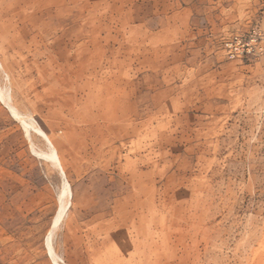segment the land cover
Returning a JSON list of instances; mask_svg holds the SVG:
<instances>
[{
  "label": "rangeland",
  "instance_id": "rangeland-1",
  "mask_svg": "<svg viewBox=\"0 0 264 264\" xmlns=\"http://www.w3.org/2000/svg\"><path fill=\"white\" fill-rule=\"evenodd\" d=\"M4 26V28H3ZM264 0H0V264H264ZM264 46V43H263ZM1 78V76H0Z\"/></svg>",
  "mask_w": 264,
  "mask_h": 264
},
{
  "label": "bare ground",
  "instance_id": "bare-ground-1",
  "mask_svg": "<svg viewBox=\"0 0 264 264\" xmlns=\"http://www.w3.org/2000/svg\"><path fill=\"white\" fill-rule=\"evenodd\" d=\"M0 76H1L0 78V100L7 106V108L11 111V113L16 118L21 119L28 123L30 122V124L33 125L32 129L25 130L26 137L29 140L31 147L34 148L38 153L41 152L42 155L47 156L55 167L60 168L59 162L55 154L51 150H47L45 147L39 148L37 146V143L34 141L35 126L32 121V118H30L25 112L21 111L14 105L12 97L10 95V90H11V86L9 85L10 78H9L8 73L3 69L1 63H0ZM68 198H69L68 193H66L64 190L61 189L59 192V211L54 219L52 230L49 232L47 236V246H48L50 254L52 255V260L54 264H60V263H59V259L52 254V249H51L52 237L54 235L55 230L58 228L60 222L63 220L66 207L68 205Z\"/></svg>",
  "mask_w": 264,
  "mask_h": 264
},
{
  "label": "built area",
  "instance_id": "built-area-1",
  "mask_svg": "<svg viewBox=\"0 0 264 264\" xmlns=\"http://www.w3.org/2000/svg\"><path fill=\"white\" fill-rule=\"evenodd\" d=\"M264 35L254 26L245 35L235 34L223 41L225 55L229 59L257 58L264 54Z\"/></svg>",
  "mask_w": 264,
  "mask_h": 264
}]
</instances>
